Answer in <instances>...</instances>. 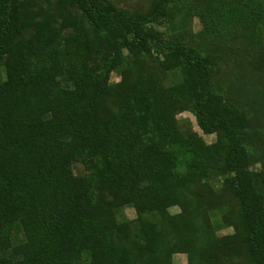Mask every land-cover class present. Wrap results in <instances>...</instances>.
Segmentation results:
<instances>
[{"label":"rangeland","instance_id":"1","mask_svg":"<svg viewBox=\"0 0 264 264\" xmlns=\"http://www.w3.org/2000/svg\"><path fill=\"white\" fill-rule=\"evenodd\" d=\"M100 1L150 16L166 0ZM48 8L65 37L89 38V72L97 74L113 62L97 111L98 131L103 133L104 119L118 117L124 103L131 102L146 125L145 142L176 154L173 176L143 197L110 182L100 155L89 159L83 146L72 151L74 174L90 184L88 216L101 225L115 252L111 264H256L226 164L228 138L222 129L200 127L193 100L185 93L182 65L166 64L159 42L179 41L197 50L206 60L214 93L245 115L249 172L264 211V0H169L166 11L145 24L150 48L138 50L113 49L83 12L60 0H14L10 22L20 26L18 15L24 9L42 20ZM44 29L26 26L22 32L30 37ZM17 38L14 33L12 39ZM5 58L0 57V81L6 77ZM73 231L79 234V227ZM4 237L17 243L24 235L14 227ZM75 258V264H91L86 249Z\"/></svg>","mask_w":264,"mask_h":264},{"label":"trees","instance_id":"2","mask_svg":"<svg viewBox=\"0 0 264 264\" xmlns=\"http://www.w3.org/2000/svg\"><path fill=\"white\" fill-rule=\"evenodd\" d=\"M60 1L83 12L113 49L138 50L150 48L145 24L164 13L169 0L157 4L150 16L100 0ZM13 2L0 0V57L6 55V77L0 81V264H75L83 249L90 252L91 264H111L115 252L101 225L88 216L90 184L74 174L72 151L83 146L89 159L100 155L110 182L143 197L173 176L176 154L145 142L146 125L131 102L124 103L118 117L104 119L100 133L97 111L113 62L92 74L87 36L65 37L50 8L39 21L24 9L18 15L20 26L14 27ZM41 25L45 29L33 36L22 32ZM159 43L166 64L182 65L185 93L193 100L200 127L206 132L222 129L228 138L226 164L243 208L248 251L256 264H264V211L244 146L246 117L214 93L206 60L197 50L179 41ZM76 226L79 234L73 231ZM14 227L24 235L17 243L4 237Z\"/></svg>","mask_w":264,"mask_h":264}]
</instances>
